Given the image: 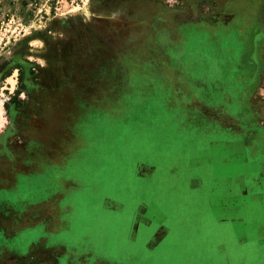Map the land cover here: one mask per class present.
Listing matches in <instances>:
<instances>
[{"label": "rangeland", "instance_id": "1", "mask_svg": "<svg viewBox=\"0 0 264 264\" xmlns=\"http://www.w3.org/2000/svg\"><path fill=\"white\" fill-rule=\"evenodd\" d=\"M178 106L264 127V0H0V264H264L185 190L163 242L138 226L133 162L165 174L202 138Z\"/></svg>", "mask_w": 264, "mask_h": 264}, {"label": "crops", "instance_id": "2", "mask_svg": "<svg viewBox=\"0 0 264 264\" xmlns=\"http://www.w3.org/2000/svg\"><path fill=\"white\" fill-rule=\"evenodd\" d=\"M168 109L173 119L184 124L183 127L201 132L202 138L199 137L200 140L193 142L189 149L175 156L173 161H178L169 163L165 174L162 173V167L133 162L136 163L135 170L128 182L138 185L140 191L143 187L152 191L141 202L136 215L138 226L151 228L153 224L158 225L157 234L154 233L155 229L150 237L155 240L153 246L163 242L171 232L167 224L175 220L173 217L179 214H176L175 209L181 207L177 203L168 206L167 201L169 197H177L180 190H185L187 202L183 207L187 210L201 208L207 223L225 225L241 242H249L251 231L260 232L263 238L264 175L259 171L264 174V152L259 154L258 151L264 146V127H252L250 132H246L198 112L194 116L186 115V108L178 106ZM235 135L241 139L238 141L241 143H232L231 137ZM242 145L250 147L251 155H242L240 152V155H234L231 159L237 160L231 164V170H220L225 163L223 159L232 155V148L239 149ZM88 174L87 171L80 172V188L83 186V177ZM112 178L109 180L110 185L113 183ZM220 252L225 254L226 247H222Z\"/></svg>", "mask_w": 264, "mask_h": 264}]
</instances>
